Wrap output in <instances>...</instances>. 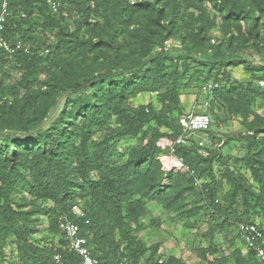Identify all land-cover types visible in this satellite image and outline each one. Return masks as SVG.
Instances as JSON below:
<instances>
[{
  "label": "trees",
  "instance_id": "16d2710c",
  "mask_svg": "<svg viewBox=\"0 0 264 264\" xmlns=\"http://www.w3.org/2000/svg\"><path fill=\"white\" fill-rule=\"evenodd\" d=\"M51 2L59 5L57 13H52ZM210 10L220 15L223 43L206 40L215 26ZM62 12L75 21L76 31L46 45L43 37L48 30L60 28L57 16ZM145 19L153 25L147 31L139 26ZM80 20L90 26L94 42L91 36L80 39ZM188 20L194 22L193 43L185 42L179 55L169 57L166 42L176 26L186 29ZM261 29L264 0H9L3 37L11 47L17 42L28 46V52L22 48L8 54L0 49V94L6 92L5 66L10 62L23 72L21 81L11 87L17 95L19 89L41 86L38 79L52 55L60 50L65 55H80L58 65L60 74L75 79L61 89L63 103L52 95L24 121H13L17 131L29 133L60 106L49 127L33 137L3 139L0 264H48L54 254L68 255L70 262H76L58 229L63 216L79 226L97 264H183L175 257H160L159 247H147L133 226L149 215L148 201L170 206L193 189H198L212 223L202 256L209 254L217 264L221 251L214 243L215 229L221 231L232 218L227 223L232 224L234 233L238 223L264 218V115L257 112V108L264 109V89L257 84L264 78V65L251 62L253 55L264 49ZM126 33L135 38L134 48L118 44ZM105 44L111 45V52L99 48ZM44 50L46 55H42ZM128 61L135 63L130 69L125 66ZM238 67L249 76V82L242 84L231 78V71ZM199 81L200 90L207 83L217 84L208 93L210 129L192 134L188 145L173 149L199 180L206 179L195 187L187 174L161 171L157 158L162 151L156 144L161 138L174 140L181 134L179 120L188 115L179 94L183 87ZM140 92L155 93L158 108L132 106L130 101ZM113 117L117 127L109 129L101 140H92ZM233 117L247 134L243 157H226L221 162L219 155H200L191 137L203 134L213 143L216 121ZM2 120L10 121L8 117ZM135 139L140 145L136 149L127 146L125 153L132 151L133 155L126 159L118 145ZM214 159L222 167L217 172ZM243 167L250 181L240 173ZM184 181L187 186L181 188ZM24 184L32 201L38 203L29 209L13 197ZM222 185L227 189L219 193ZM165 187L177 191L170 194ZM76 205L82 211L80 217L72 214ZM40 216L46 219L43 225ZM153 224L158 225L156 221ZM41 234L44 237L37 241L35 236ZM229 256L232 264H254L252 252L243 257L232 252Z\"/></svg>",
  "mask_w": 264,
  "mask_h": 264
},
{
  "label": "rangeland",
  "instance_id": "374dc122",
  "mask_svg": "<svg viewBox=\"0 0 264 264\" xmlns=\"http://www.w3.org/2000/svg\"><path fill=\"white\" fill-rule=\"evenodd\" d=\"M60 19V28H53L48 30L43 41L45 44L54 45L57 43L58 39L63 37L65 33H73L76 31V23L64 12L57 16ZM209 18L214 19L215 26L212 27L207 34V42L211 44L223 43V36L218 27L220 22V15L215 13L213 10L209 11ZM79 31L78 35L80 39H88L89 36L93 37L94 42L95 35H93L90 26L86 25L82 20L79 21ZM194 25L193 20H188L186 29L181 28V26H176L173 30V36L165 44L166 54L169 57H176L184 49V43H193L191 37V29ZM140 28L143 31H147L149 26H153L147 19L142 20L140 23ZM187 32L189 33L188 35ZM186 35V40L182 41L181 37ZM260 42H264V30H260ZM135 38L130 33H126L125 38L119 39V45H129L130 47H135ZM28 47V46H27ZM101 50L112 51L110 44H105L99 46ZM123 51L124 48H123ZM84 52H88L87 49ZM126 52V51H125ZM42 55H46L47 51L44 50ZM153 53H157L156 50ZM80 53L75 52L72 56L65 55L61 50L54 56L50 57V62L44 64L47 69L39 77L41 86H33L29 90H18V94L14 95L16 85L21 81L23 77V72L17 69L13 63H8L5 66L7 71V79L3 82V86L6 89L5 94H0V148L3 146V139L5 137L11 136L13 138L21 139L25 137H33L46 128L57 118L60 106L57 110L53 111L44 122L36 129L29 133L19 132L14 128V120L24 121L29 114L39 110L40 107L44 106L47 99L52 95H55V99H59L61 103L64 101V97L60 95L61 89L68 88L75 79L71 77L63 76L59 73L58 65L66 60L68 57H79ZM122 56V55H121ZM120 56V58H121ZM148 59V57H147ZM251 62L256 65H264V49L260 50L258 54H254L251 58ZM135 63H130L129 61L125 63V66L130 69ZM194 67L190 69L192 73ZM231 78L239 83L245 84L250 81L248 75L244 73L241 67H238L231 71ZM253 85L256 84L255 81L252 82ZM201 81L197 83L189 84L183 87L179 94V102L184 109L185 115L206 113L207 106H204L209 100L210 95L208 93L202 92L200 90ZM11 87H14L11 89ZM132 106L138 105H152L156 109L158 105L156 103V95L152 92H140L135 98L130 101ZM257 112L264 115V109H258ZM8 117L9 122H3V118ZM117 127V122L113 117L109 120L102 130L92 137V140H101L103 135L109 131V129H114ZM65 129L68 126L65 125ZM56 137V136H55ZM247 134L242 127L238 118H231L225 122L217 120L215 123L214 141L211 143L209 138L203 134L193 135L191 138L196 143L197 152L204 156L219 155L223 161L226 157H237L242 158L245 153V148L247 146L246 140ZM53 137H50L52 139ZM56 142L59 138L56 137ZM211 143V144H209ZM138 141L129 140L127 142H121L118 145V149L125 155L126 159H130L133 155L132 151H127L125 149L127 146L136 149L139 147ZM55 148H59L58 145ZM6 156V155H5ZM215 161V159L213 160ZM222 167L217 161L213 163V169L217 172ZM240 173L244 175L250 181V175L248 170L243 167L240 169ZM183 174V173H181ZM206 182V179L201 181ZM166 185V182H162ZM187 186L185 181L180 183V187L183 188ZM227 189L226 185H222L219 189V193L225 192ZM176 189H170V187H165V192L170 194L176 193ZM150 194V193H147ZM14 199L24 205V209H29L33 205H37L35 201H32L28 194L27 186L24 184L21 186L19 191L14 194ZM204 201L199 195L198 189H193L189 192L184 193L178 202L170 206H166L165 202L159 203L156 201H148L147 208L149 210V215L141 218L138 221V226L134 225V229H138L137 235L141 241H143L147 247L152 245H157L159 247V256L162 258L175 257L180 259L183 264H213L212 258L209 254L203 255V250L207 248L209 241V233L211 229L210 215L205 213L203 209ZM73 208L78 209L81 213L79 206H74ZM39 222L41 225L46 223L44 217H39ZM233 221L229 218V222ZM156 221L158 223L155 226L153 223ZM227 221V222H228ZM225 224V227L220 231L215 229L214 233V243L219 247L221 253H219V262L217 264H232L233 261L230 253L236 252L241 257L245 256L246 252L242 243L238 238L235 237V232L233 233L232 224ZM219 230V231H218ZM44 237V234L36 235L35 239L40 241ZM38 243V242H37Z\"/></svg>",
  "mask_w": 264,
  "mask_h": 264
},
{
  "label": "built area",
  "instance_id": "2783aa9c",
  "mask_svg": "<svg viewBox=\"0 0 264 264\" xmlns=\"http://www.w3.org/2000/svg\"><path fill=\"white\" fill-rule=\"evenodd\" d=\"M8 1L0 0V49L5 53L14 54L23 48V51L27 53V47H24L20 42H17L15 47H11L3 37L8 16ZM58 6L55 2L50 3V9L53 14L58 12ZM257 84L259 88L264 89V78L259 80ZM216 88L217 84L207 83L202 86L201 90L204 93H210ZM204 106H208V103ZM179 125L181 127V134L179 136L174 140L165 137L161 138L156 144L162 151L157 158L161 171L164 174L169 172L187 174L193 179V185L200 187L201 180L196 177L194 171L189 166L184 164L181 158L174 154L173 149L174 147L188 145L189 137L192 134L208 131L211 126L210 117L206 113L189 114L187 117L179 120ZM72 214L77 217L82 216V213L76 208H72ZM58 229L66 242L68 253L76 256L78 260L72 263L69 261L68 255L54 254L48 264H97V261L90 254L86 238L80 235V228L77 224L63 216L59 218ZM235 235L242 243L245 252L253 253L254 264H264V218L256 219L253 223H238L235 227Z\"/></svg>",
  "mask_w": 264,
  "mask_h": 264
}]
</instances>
